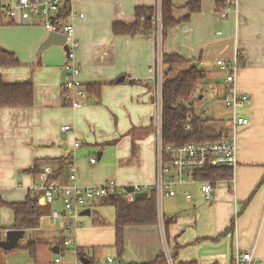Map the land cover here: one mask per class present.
<instances>
[{
  "label": "crops",
  "instance_id": "1",
  "mask_svg": "<svg viewBox=\"0 0 264 264\" xmlns=\"http://www.w3.org/2000/svg\"><path fill=\"white\" fill-rule=\"evenodd\" d=\"M171 2L172 14L180 22L164 39L153 28L135 34H117L113 29L115 24L133 23L137 7L156 8L161 0H71L66 5L67 21L74 26L79 42L75 53L79 78L85 86L100 85L99 97L89 98L87 93L86 102L76 109L64 99V45L41 50L52 32L28 24H35L34 19L17 23L0 20V47L19 61L18 66L0 67V75L6 83L30 79L34 91L31 107L0 108V197L5 203L0 207V226L4 243L15 220L8 204L23 202L31 195L41 209L37 224L22 229L16 247L0 250V264H76L77 260L107 264L108 258L112 260L109 264H143L157 257H162L160 264H235L236 254L249 250L264 264V0H236L235 9L226 17L216 9V0H201L200 10L191 14L187 0ZM236 50L242 55L236 85L248 95L238 114L247 123L237 130L236 167L227 177L204 178L213 181L210 203L195 184L177 187L173 197L155 194L156 223L126 226L120 246L116 245L115 209L102 199L81 209L77 224L69 228L62 217L51 220V210H63L61 199L42 202L41 192L34 190L41 182L39 175L23 170L39 160L63 158L72 163L69 166L75 169L81 187L101 185L108 179L125 187L151 183L155 179L159 118L155 113L159 106L150 68L157 55H177L186 61L171 72L189 63L203 69L204 93L196 92L195 102H209L205 97L215 93L218 101L211 103L225 108L221 100L223 74L216 60L232 59ZM166 67L164 73L169 70L165 71ZM121 77L123 80L117 81ZM229 115L225 108L218 116L206 114V118L218 134ZM64 125L70 128L62 131ZM68 177L67 181L63 176L50 181L68 184ZM184 191L191 194L190 199ZM84 209L90 214L81 215ZM65 239H71L76 247L65 245Z\"/></svg>",
  "mask_w": 264,
  "mask_h": 264
},
{
  "label": "built area",
  "instance_id": "2",
  "mask_svg": "<svg viewBox=\"0 0 264 264\" xmlns=\"http://www.w3.org/2000/svg\"><path fill=\"white\" fill-rule=\"evenodd\" d=\"M71 0H12L4 2L0 0V20L7 19L14 23L34 19V23L65 36L64 47L66 49V61L64 69L67 71V79L63 85L65 102L72 108L81 107L87 100V91L79 78L80 69L75 61L76 49L79 46L74 36V26L67 21L68 11L66 5ZM236 0H227V7L220 11L221 16L226 17L234 10ZM154 31L161 38V11L158 4L154 15ZM241 53L236 50L232 59H217L216 65L223 74V95L221 100L226 109L230 111L225 125L219 130V138L215 141L191 142L182 145L164 144L161 137V109L157 124V140L155 143V179L147 184H134L132 191H127L114 180L106 181L101 185L81 187L76 183L75 169L70 166L69 183L58 184L49 180L50 166H44L39 173L40 183L34 187L35 191L41 192L42 202L61 199L63 210L59 213L51 210L50 218L56 222L59 218L67 221L66 227L77 224L79 211L94 200L104 199L116 194L121 195L127 202L134 201L135 194L143 191H155L158 197L166 195L173 197L177 194V187L188 184L198 185L204 201L210 203L213 198V181L210 179H199L197 172L210 168L227 167L233 170L237 165V130L241 125L247 123V119L238 114V109L243 107L248 95L239 91L236 85L237 73L241 68ZM151 81L155 86V96L158 108L162 102V82L164 75V64L162 55L156 57V61L150 68ZM196 92L190 95L187 104L195 101ZM200 117L206 118V113H198ZM70 127L64 125L62 131ZM189 128V125L186 126ZM78 143H75L77 146ZM94 163L95 158L91 157ZM186 199L191 194L184 191ZM65 245L76 247L71 239H65ZM170 260V259H168ZM108 258L107 264L111 262ZM235 264H259L254 256V251L238 252L234 259ZM76 264H84L77 260Z\"/></svg>",
  "mask_w": 264,
  "mask_h": 264
},
{
  "label": "trees",
  "instance_id": "3",
  "mask_svg": "<svg viewBox=\"0 0 264 264\" xmlns=\"http://www.w3.org/2000/svg\"><path fill=\"white\" fill-rule=\"evenodd\" d=\"M201 0H187L186 6L190 14L200 10ZM171 0H161V38L164 39L173 26L180 22L172 14ZM227 7V0H216L218 11ZM155 7H137L135 10L136 19L131 24H115L114 32L117 34H135L154 29ZM188 17H185L187 19ZM163 64L169 66L167 73L163 75L162 82V102H161V137L164 144L182 145L191 142L215 141L219 138L214 128L209 124L208 118L200 117L194 110V102L190 105L187 101L193 92L204 93L206 73L194 63L178 70L172 77L168 76L175 65H180L186 61L177 55L162 54ZM19 61L14 53L0 47V67L18 66ZM88 97H99V84L86 85ZM34 103V91L32 81L29 79L21 83H6L0 75V108H26ZM189 125V128L186 126ZM56 163V167L52 165ZM69 162L63 158L52 160L43 159L36 161L30 168L22 172L39 175L44 166H50L51 172L49 180L60 176L67 177L70 173ZM222 169V170H219ZM230 168H210L197 172L199 178L227 177ZM63 182V184H66ZM155 191L150 190L146 197L127 202L121 195L104 198L107 204L115 209V230L116 245L122 242L123 229L126 226H145L155 224L157 221ZM5 205L0 197V207ZM8 206L14 211V229H29L37 224L41 214L38 201L35 196L28 195L23 202L10 203ZM167 224L168 221H165ZM96 224H104L97 221ZM231 229L228 230L230 232ZM227 232V231H226ZM13 246L11 248H15ZM9 248V249H11ZM7 249L3 241V228L0 226V250ZM83 260V258H82ZM162 257H157L143 264H160ZM176 264H197L195 261L177 262Z\"/></svg>",
  "mask_w": 264,
  "mask_h": 264
},
{
  "label": "water",
  "instance_id": "4",
  "mask_svg": "<svg viewBox=\"0 0 264 264\" xmlns=\"http://www.w3.org/2000/svg\"><path fill=\"white\" fill-rule=\"evenodd\" d=\"M65 42V36L63 34L60 33H56V32H52L48 35V38L46 39V41L43 43V45L41 46V50L49 47L53 44H57V45H63ZM168 66L165 68V71L168 70ZM124 77L119 78L117 81H122ZM201 97V96H199ZM127 191H132V186H127L126 187ZM148 195V192L143 191L140 193H136L135 194V198L136 199H140L143 197H146ZM112 197V196H111ZM81 215H89L90 214V210L89 209H84L80 212ZM24 231L23 230H17V229H10L8 231H6L5 233V239L7 240V244H5L6 248L9 249L13 246L16 245L17 241L21 238V236L23 235Z\"/></svg>",
  "mask_w": 264,
  "mask_h": 264
},
{
  "label": "rangeland",
  "instance_id": "5",
  "mask_svg": "<svg viewBox=\"0 0 264 264\" xmlns=\"http://www.w3.org/2000/svg\"><path fill=\"white\" fill-rule=\"evenodd\" d=\"M30 25H33V26H36V27H40V26H37L36 24H32V23H28ZM43 28V27H41ZM47 30V29H46ZM48 31V30H47ZM174 71L173 72H170L169 73V76H173L174 75ZM205 99H210L209 102H207L206 100L204 101H196L194 103V109L198 110L199 112H205L207 114V117H216L218 116L220 113L223 112V110L225 109L222 104L220 105H213L211 102L213 101H218L216 98H215V93H211L209 95V97H205ZM217 108V109H216ZM156 113H155V118L157 115H159V108L156 106ZM156 140H157V131H156V134H155V143H156ZM79 145V143H78ZM108 180H114L116 183L117 181L115 179H108ZM191 189H195V187H191ZM109 208L107 209H110L111 207L108 206ZM165 207H166V204H165ZM166 210H167V207H166ZM80 218H86L84 216H81ZM80 218H79V221H80Z\"/></svg>",
  "mask_w": 264,
  "mask_h": 264
}]
</instances>
